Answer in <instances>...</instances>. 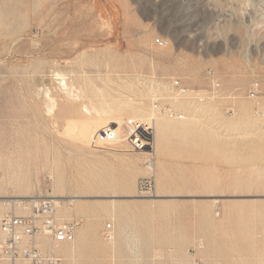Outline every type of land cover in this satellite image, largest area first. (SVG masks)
Masks as SVG:
<instances>
[{
	"label": "rangeland",
	"instance_id": "374dc122",
	"mask_svg": "<svg viewBox=\"0 0 264 264\" xmlns=\"http://www.w3.org/2000/svg\"><path fill=\"white\" fill-rule=\"evenodd\" d=\"M171 78L222 93L155 114L154 170L77 138L97 112L150 117ZM51 195L82 219L42 244L59 264H264V0H0V217Z\"/></svg>",
	"mask_w": 264,
	"mask_h": 264
},
{
	"label": "built area",
	"instance_id": "2783aa9c",
	"mask_svg": "<svg viewBox=\"0 0 264 264\" xmlns=\"http://www.w3.org/2000/svg\"><path fill=\"white\" fill-rule=\"evenodd\" d=\"M156 45L168 47L171 41L157 37ZM161 89L152 91L150 106L157 115L183 120L187 117V106L204 105L211 98L221 95V86L213 81L208 90L185 88L180 79L160 81ZM168 95H163L162 92ZM255 91H250L255 96ZM156 119L128 117L120 127L106 125L95 133L90 146L96 149L141 153L146 155V165L155 167ZM142 196L156 195V178L152 173L139 181ZM61 203L53 198H30L18 202L0 217V264H59L62 257L42 247L44 241L53 246L73 242L82 226L78 217L65 218L60 213ZM27 211V212H26ZM113 224H107L105 233L112 236Z\"/></svg>",
	"mask_w": 264,
	"mask_h": 264
},
{
	"label": "bare ground",
	"instance_id": "6f19581e",
	"mask_svg": "<svg viewBox=\"0 0 264 264\" xmlns=\"http://www.w3.org/2000/svg\"><path fill=\"white\" fill-rule=\"evenodd\" d=\"M90 112V111H89ZM91 113V112H90ZM87 114H88V112H87ZM96 115H94L95 117H93V119L95 118L96 119V121H94L93 120V122H92V124L95 122V125L94 126H92V125H90L89 124V122H81L80 120V122L79 123H75L74 125H76L75 127L77 128V138H79V140L80 141H82V142H86V141H88V139L89 138H91V136H93V134H95V133H97V132H99V131H101L106 125H112V126H114V127H120L121 126V124L123 123V120H122V118L121 117H119V116H113V117H105L104 115L105 114H103V113H100V112H97V113H95ZM91 115V114H90ZM90 115H89V117H90ZM139 114H136V116H138ZM141 115V114H140ZM152 117H154L155 118V114L153 113L152 115H151ZM92 117V116H91ZM89 120H91V118H89ZM102 120V121H101ZM77 121V120H76ZM76 121H74V122H76ZM85 121V120H84ZM87 121V120H86ZM72 123V122H71ZM159 126L161 127V130L162 131H167L168 129H169V127H168V125H166V124H159ZM173 130V129H172ZM169 131V130H168ZM170 132H171V130H170ZM89 143V142H88ZM156 197H159V195L157 194V195H155ZM14 198H10L11 200H7V201H11V202H15V201H17V202H20V201H22L21 199H20V197H22V196H13ZM28 197V196H27ZM31 198H34L33 196H30ZM48 197H50V198H53V199H55L57 202H59V203H61L63 200H62V198L64 197V196H61V195H51V196H48ZM154 197V196H153ZM162 197V196H161ZM26 199H30V198H26ZM23 200H25V199H23ZM27 212V211H26ZM57 246H55V248H56Z\"/></svg>",
	"mask_w": 264,
	"mask_h": 264
},
{
	"label": "clouds",
	"instance_id": "9594fccd",
	"mask_svg": "<svg viewBox=\"0 0 264 264\" xmlns=\"http://www.w3.org/2000/svg\"><path fill=\"white\" fill-rule=\"evenodd\" d=\"M251 3V0H245V7H249Z\"/></svg>",
	"mask_w": 264,
	"mask_h": 264
}]
</instances>
